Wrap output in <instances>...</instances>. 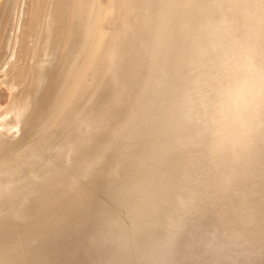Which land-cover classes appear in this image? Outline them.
Segmentation results:
<instances>
[{
    "label": "bare ground",
    "instance_id": "bare-ground-1",
    "mask_svg": "<svg viewBox=\"0 0 264 264\" xmlns=\"http://www.w3.org/2000/svg\"><path fill=\"white\" fill-rule=\"evenodd\" d=\"M17 1L0 0V61L10 47ZM21 1L23 18L14 26L18 35L11 55L30 52L39 75L22 84L14 73L8 82L0 79L11 92L6 110L52 74L90 8V0ZM100 1L83 64L51 129L21 159V167L0 178V253L110 184L136 119L143 123L148 114L144 93L155 86L159 56L160 62L172 56L173 44L184 47L187 62L181 119L173 126L179 128L176 152L183 166L162 218L170 223L178 218L170 214L181 206L176 198L187 199L197 188L199 161L213 169L224 151L244 155L264 146V0H190L194 20L187 39L183 29L164 35L169 22L162 14L172 9L170 2L189 0Z\"/></svg>",
    "mask_w": 264,
    "mask_h": 264
},
{
    "label": "water",
    "instance_id": "water-1",
    "mask_svg": "<svg viewBox=\"0 0 264 264\" xmlns=\"http://www.w3.org/2000/svg\"><path fill=\"white\" fill-rule=\"evenodd\" d=\"M170 4L162 14L169 22L163 34L168 30L176 36L183 29L187 39L195 1ZM100 5L90 0L86 20L78 21L81 32L64 49V58L53 63V80L30 124L17 141L0 149V178L21 167V159L51 129L83 64ZM183 48L173 44L172 56L163 62L159 56L155 86L144 93L142 108L148 114L143 123L136 119L110 184L0 253V264H264V146L244 155L224 151L213 169L199 161L197 188L187 199L176 198L181 206L170 214L178 218L173 223L162 218L183 166L176 152L179 128L173 131L181 119Z\"/></svg>",
    "mask_w": 264,
    "mask_h": 264
},
{
    "label": "rangeland",
    "instance_id": "rangeland-1",
    "mask_svg": "<svg viewBox=\"0 0 264 264\" xmlns=\"http://www.w3.org/2000/svg\"><path fill=\"white\" fill-rule=\"evenodd\" d=\"M17 3L18 4H15V7H14V9L16 8L15 9L16 13H14L13 18H12V22H13L12 23V27H13L12 29L13 30H10L12 33V34H10L12 36L11 41L9 40V44H8V46L10 45V47H9V49H6V54L2 58V60L0 61V65H1L0 66V73L2 74V75L0 74V77L2 76L0 79L5 80L6 78H12L13 75L15 74V76H16L15 81H18V82L20 81V84H22L26 79L25 77L29 78V83L34 81V79L39 75L38 74L39 72L37 73L35 71L33 64L31 65L33 57H32V55H29L30 52L28 55L27 54H25V55L20 54L18 57H14L13 55H11V53L13 51L12 49H14V47L16 46V43H15L16 41H13V40H17L18 33H16V31H17L16 28H17V25L19 24L18 21H20V20H18V18L19 19L23 18V16L18 15V14H20V11H21L20 9L23 6L22 1L18 0ZM20 4H21V6H20ZM16 6H18V7L20 6V7L17 8ZM17 10H18V13H17ZM15 15H17V17ZM14 26L16 27L15 29H14ZM11 42H13L12 44H14V45H12ZM19 48H20V46H19ZM7 66H8V68H7ZM2 67L5 70L6 69H8V70L5 71L4 69H2ZM7 71L10 74L6 73ZM42 73H43V71L41 72V74ZM5 75H7V77ZM8 75H10V76L12 75V77H8ZM23 75H24V79H23ZM43 75H44V73H43ZM52 80H53L52 76H49L48 78H45V76H44L43 81H41L40 84L38 83L39 89H37V90H35L34 88H33L34 90L31 89L29 91V93H27V95L23 96V99L21 98L20 102L18 101L19 104H16L15 106H13L11 109H8V110H6L4 108V106L8 105L9 100H10L9 94L11 95V92H10V89L7 87L8 85L7 86H6V84L0 85V149L5 147L9 143H13V142L17 141L23 135V133L26 130L27 125L30 124V122L32 120V116L34 115L36 110H38L39 103L43 100V98L47 92V88L51 84ZM5 81L8 82L7 79ZM20 89L22 90V88L19 87V89H18L19 93H21ZM7 122H9V124Z\"/></svg>",
    "mask_w": 264,
    "mask_h": 264
}]
</instances>
